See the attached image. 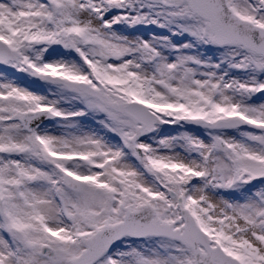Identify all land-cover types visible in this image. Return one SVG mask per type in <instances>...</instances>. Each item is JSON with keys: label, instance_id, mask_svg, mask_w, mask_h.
<instances>
[{"label": "snow or ice", "instance_id": "obj_1", "mask_svg": "<svg viewBox=\"0 0 264 264\" xmlns=\"http://www.w3.org/2000/svg\"><path fill=\"white\" fill-rule=\"evenodd\" d=\"M0 264H264V0H0Z\"/></svg>", "mask_w": 264, "mask_h": 264}]
</instances>
